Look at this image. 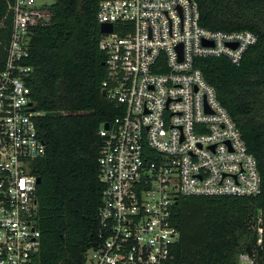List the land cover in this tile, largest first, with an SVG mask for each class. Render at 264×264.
I'll return each instance as SVG.
<instances>
[{
  "label": "built area",
  "instance_id": "built-area-1",
  "mask_svg": "<svg viewBox=\"0 0 264 264\" xmlns=\"http://www.w3.org/2000/svg\"><path fill=\"white\" fill-rule=\"evenodd\" d=\"M48 4L11 5L0 69V264H39L33 165L46 154L38 128L45 112L35 108L26 60L32 28L50 20ZM98 19L113 25L99 47L106 54L102 90L119 114L98 130L101 242L88 249L86 264H169L180 239L173 209L179 197L261 191L256 157L195 66L206 56L238 64L258 37L202 26L196 0H101Z\"/></svg>",
  "mask_w": 264,
  "mask_h": 264
},
{
  "label": "trees",
  "instance_id": "trees-1",
  "mask_svg": "<svg viewBox=\"0 0 264 264\" xmlns=\"http://www.w3.org/2000/svg\"><path fill=\"white\" fill-rule=\"evenodd\" d=\"M100 1L54 0L46 6L50 20L34 26L28 40L26 62L32 66L28 84L35 108L45 112L38 128L46 154L33 165L41 177L39 264H86L88 249L101 242L98 130L103 123H112L119 110L102 90L106 54L99 47ZM196 1L202 26L250 30L258 37L238 64L226 56H206L196 58L195 66L215 87L256 157L261 191L179 197L173 209L180 239L169 264H239L242 254L263 264L264 0ZM13 2L0 0V69L12 35Z\"/></svg>",
  "mask_w": 264,
  "mask_h": 264
},
{
  "label": "water",
  "instance_id": "water-1",
  "mask_svg": "<svg viewBox=\"0 0 264 264\" xmlns=\"http://www.w3.org/2000/svg\"><path fill=\"white\" fill-rule=\"evenodd\" d=\"M113 30V25L111 23H106V22H103L100 24V31L101 33H107V32H111ZM233 46H236V45H233ZM103 94L105 95V91H103ZM49 114H56V115H59L60 112H51ZM109 126V123L106 122L105 123V128H107ZM37 182L38 184L41 182V177L38 176L37 178ZM178 201H176L177 203ZM262 243H263V256H262V263L264 264V212H263V228H262Z\"/></svg>",
  "mask_w": 264,
  "mask_h": 264
},
{
  "label": "rangeland",
  "instance_id": "rangeland-1",
  "mask_svg": "<svg viewBox=\"0 0 264 264\" xmlns=\"http://www.w3.org/2000/svg\"><path fill=\"white\" fill-rule=\"evenodd\" d=\"M54 0H38V3H52ZM261 219H259L260 223ZM244 257H239V264H252L253 259L250 258L247 254H242Z\"/></svg>",
  "mask_w": 264,
  "mask_h": 264
}]
</instances>
